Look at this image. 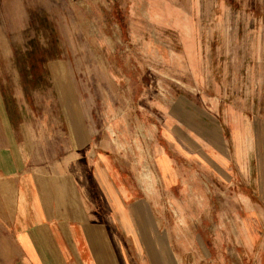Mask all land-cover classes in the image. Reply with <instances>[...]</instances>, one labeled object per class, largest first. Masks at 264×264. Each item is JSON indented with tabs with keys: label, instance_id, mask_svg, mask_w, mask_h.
Wrapping results in <instances>:
<instances>
[{
	"label": "rangeland",
	"instance_id": "1",
	"mask_svg": "<svg viewBox=\"0 0 264 264\" xmlns=\"http://www.w3.org/2000/svg\"><path fill=\"white\" fill-rule=\"evenodd\" d=\"M0 99L40 166L107 160L173 264H264V0H0Z\"/></svg>",
	"mask_w": 264,
	"mask_h": 264
},
{
	"label": "crops",
	"instance_id": "2",
	"mask_svg": "<svg viewBox=\"0 0 264 264\" xmlns=\"http://www.w3.org/2000/svg\"><path fill=\"white\" fill-rule=\"evenodd\" d=\"M81 121L75 154L88 142ZM11 126L0 99V264H173L152 216L107 160L47 169Z\"/></svg>",
	"mask_w": 264,
	"mask_h": 264
},
{
	"label": "bare ground",
	"instance_id": "3",
	"mask_svg": "<svg viewBox=\"0 0 264 264\" xmlns=\"http://www.w3.org/2000/svg\"><path fill=\"white\" fill-rule=\"evenodd\" d=\"M174 79V78H173ZM149 166V165H148ZM145 168H147V166L145 167ZM144 171V170H143ZM142 173V172H141ZM263 175V174H262ZM142 176H143V174H142ZM141 177V176H140ZM141 179V178H140ZM139 179V180H140ZM155 178L153 177V174H152V171L150 170V169H147V171L144 173V176H143V178L141 179V183H142V185L143 184H146L147 186H150L151 185V182H155ZM137 182H139V181H137ZM138 233V232H137ZM141 240V239H140ZM172 258H174V257H172ZM174 260H175V258H174ZM178 263H179V260H178Z\"/></svg>",
	"mask_w": 264,
	"mask_h": 264
}]
</instances>
